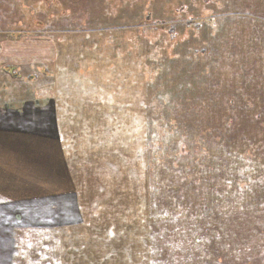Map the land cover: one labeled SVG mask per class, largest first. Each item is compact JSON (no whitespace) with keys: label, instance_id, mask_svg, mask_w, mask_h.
Wrapping results in <instances>:
<instances>
[{"label":"rangeland","instance_id":"374dc122","mask_svg":"<svg viewBox=\"0 0 264 264\" xmlns=\"http://www.w3.org/2000/svg\"><path fill=\"white\" fill-rule=\"evenodd\" d=\"M182 1L0 0V105L22 101L31 107L39 91L55 90L58 122L54 112L48 115L53 114L54 133H59L68 155L82 219L81 225L66 230L30 231L35 234H29L27 241L20 240L24 233H19L20 252L34 249L31 252L37 255L27 259L37 264H99L110 254L106 243L117 228L118 247L131 241L133 260L140 251L146 256L141 264H148L152 251L148 245L154 237L165 235L163 230L178 240L181 235L170 218L164 229V220L158 223L151 216L147 188L153 187L155 173L173 171L174 163L186 160L183 170L192 177L187 187L164 173L168 184L159 194L160 203L180 217L182 226L191 224L198 230L191 236L196 248L193 264H264V149L241 144L235 150L222 141L209 145L200 139L196 143L197 134L189 135L181 120L158 119L168 110L189 108L167 100L171 83L178 80L181 86L184 78L176 74L175 65L158 61L152 50L163 46L151 40L161 31L153 26L155 5L174 15L171 4L181 8ZM257 16L247 13L253 22ZM63 34L73 52L60 59L55 43L51 56L56 64L50 63L51 77L45 79L42 60L22 52L37 50L45 43L39 41L42 35ZM199 100L196 105L216 103L214 98ZM219 114L223 120L230 116L227 109ZM210 162L225 166L212 191L211 183L195 182L211 177ZM173 172L181 174L179 169ZM214 193L217 199L207 198ZM125 200V205L135 206L133 216L126 218L122 217ZM130 219L132 226L127 224ZM150 222L163 230L150 228ZM23 260L19 256L17 264Z\"/></svg>","mask_w":264,"mask_h":264},{"label":"trees","instance_id":"16d2710c","mask_svg":"<svg viewBox=\"0 0 264 264\" xmlns=\"http://www.w3.org/2000/svg\"><path fill=\"white\" fill-rule=\"evenodd\" d=\"M187 1H182L181 8L176 7L177 9L176 5L171 4L170 10H174V15L171 13L166 15L159 4L155 5L157 22L153 26L161 31H157L156 36L151 40L163 47L154 48L152 54L158 56V61L169 62L171 66L175 65L173 69L176 70V74L184 78L180 79L181 86L178 80L171 83L173 89L167 100L177 106L189 107L183 112L168 110L158 119L170 122L175 117V120H181L182 126L191 132L189 135L197 134L196 143L198 139L209 145L215 141H222V143H228L229 148L235 147V150H238L241 144H247L257 151H262L264 149V23H260V18L264 19V0ZM247 13L258 15L255 18L256 22H253V19H247ZM145 27L143 26L142 29ZM64 37H66L65 34L54 36V38L50 35H42L39 41H45V43H42L37 50L25 52L35 53L37 58L42 60L40 71H46L45 74L41 72L45 75V79L51 77L48 76L50 63L56 64L51 56V47L55 50L56 45L58 46L56 54L60 59L64 53L73 52L68 48ZM45 45L50 47L47 48ZM38 77H41L40 74ZM260 94L263 97L262 101ZM200 96L203 101H212L214 98L215 105L213 107L196 105L197 100L200 102ZM223 102L225 105L217 106L218 103ZM226 109L230 116L223 120L219 113ZM211 127H214L215 131ZM257 137L263 141H258ZM185 161L183 160V164ZM183 164H173V171L178 169L181 171L179 176L172 170H165L159 175L153 171L158 180L155 179L154 174L151 180L153 187L147 188L148 203L152 202L147 206L154 211L151 216L157 219L158 223L163 219L165 223H162L161 227L164 229L169 223L173 225L176 223L174 231L177 230L179 236L181 235L180 240H178L179 237L176 239L166 235L168 232L159 227L157 222H150V228L163 230L165 235L154 237L151 240L152 244L148 245L152 246L148 264H191V262L193 264L195 260L196 248L195 242L191 241V236L196 234L195 230H198L193 229L191 224H188L189 228L186 227L187 224L182 226L180 217L176 213L171 214L169 209L166 210L160 203L162 193H159L164 191L163 188L168 184L164 173L172 179L176 176L177 180L185 186L189 183L188 177H191V174L183 170ZM209 167L211 177L207 180L202 179L203 183L200 179L195 182L201 185L211 183L208 187H211L210 191H212L214 187L212 185L218 177L219 170L225 166L219 167L210 162ZM201 191L197 190L199 193ZM143 198L142 196L141 199ZM207 198L214 200L218 198V195H207ZM126 202L125 200L124 216H122L125 218L131 213L133 216L135 212L132 211L135 206L125 205ZM167 218H170L169 223ZM132 221L127 224L132 226ZM128 229L130 226L126 228ZM112 233L111 242L106 243L110 245L111 252L103 256L99 264H141L144 261L146 256L143 257L140 251L135 253L133 260L134 253L129 251L132 248L131 241H127L122 249L118 247L121 239L118 238L117 228ZM140 244L142 248L144 246L142 240ZM133 248H137V245Z\"/></svg>","mask_w":264,"mask_h":264},{"label":"crops","instance_id":"0c3cea01","mask_svg":"<svg viewBox=\"0 0 264 264\" xmlns=\"http://www.w3.org/2000/svg\"><path fill=\"white\" fill-rule=\"evenodd\" d=\"M36 98L31 107L22 101L0 105V264H17L19 256H24L19 264H37L27 259L37 256L34 249L20 252L19 233L27 241L35 234L30 231L82 224L68 155L54 133L55 90L39 91Z\"/></svg>","mask_w":264,"mask_h":264}]
</instances>
